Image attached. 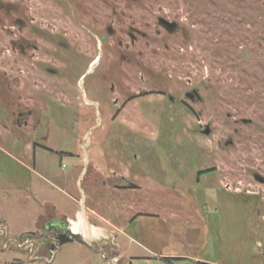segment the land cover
<instances>
[{
	"label": "rangeland",
	"instance_id": "1",
	"mask_svg": "<svg viewBox=\"0 0 264 264\" xmlns=\"http://www.w3.org/2000/svg\"><path fill=\"white\" fill-rule=\"evenodd\" d=\"M261 177L264 0H0V264H264ZM74 208L108 256L26 243Z\"/></svg>",
	"mask_w": 264,
	"mask_h": 264
},
{
	"label": "flooded vegetation",
	"instance_id": "2",
	"mask_svg": "<svg viewBox=\"0 0 264 264\" xmlns=\"http://www.w3.org/2000/svg\"><path fill=\"white\" fill-rule=\"evenodd\" d=\"M160 25L162 24V26L165 28L166 31H170V27H169V24L165 23V22H161V20L159 21ZM25 23H21V30H24L25 28ZM176 29L178 28V24L175 26ZM108 32L113 34L114 31L109 28L108 29ZM42 35V34H40ZM45 35H43L42 37H44ZM131 36V40H132V43H134L136 41V38L134 35L130 34ZM51 36H48V39L51 40V42L55 43L56 42L54 41V39L51 37ZM122 43H120L121 45ZM30 46V44L28 42H23L21 44V48H20V53L23 57H25L26 53H27V49L28 47ZM60 48L62 49H65L64 47H62V45H58ZM39 49V46H34L32 48V50H34V52H36L37 50ZM73 58V57H72ZM37 59H39V57H37ZM71 61V59H70ZM69 61V62H70ZM41 64V63H39ZM44 72L52 75V76H60L58 74V71L56 69H53L51 66H45L44 69H42ZM24 73V72H22ZM104 78H106V75L104 76ZM22 80V79H21ZM21 83L23 84V80L21 82H19V84L21 85ZM83 84V83H82ZM118 88V85L115 83V82H111L110 83V92H114L116 89ZM22 90L24 89V86L22 85ZM186 96H188L189 98L191 99H194V94L190 93V92H187L186 93ZM169 97V100L170 102L172 103H182V104H185L184 102L180 100H176L175 98L173 97ZM118 103V100L117 99H114L113 100V104L116 105ZM118 114V113H117ZM27 124L26 122L23 123V125ZM200 133H204V130H199ZM48 218V217H47ZM69 221L68 220H57L55 219V217H49L48 219H46L44 221V223L42 224V226L40 227V232L38 234V239L34 240V241H30L29 239L26 240V243H32V249H36L39 253H43V252H48L49 253V257L51 259H54L57 254L60 252V249H61V246L63 244H61V237H66L68 238L67 235H63V233L65 232L66 228L69 226ZM81 228V229H79ZM77 231L76 232H79L81 230L83 231H91L93 232L94 234H97L98 235V230L96 229V227H93V228H90V226H88L87 224L85 225H82V226H78L76 227ZM74 240H71L69 242H72ZM24 242V241H23ZM67 242V243H69ZM65 244V243H64ZM104 255L105 257L108 256L109 254H107V252L104 251ZM43 258V255H39V257H37L36 259L40 260Z\"/></svg>",
	"mask_w": 264,
	"mask_h": 264
},
{
	"label": "crops",
	"instance_id": "3",
	"mask_svg": "<svg viewBox=\"0 0 264 264\" xmlns=\"http://www.w3.org/2000/svg\"><path fill=\"white\" fill-rule=\"evenodd\" d=\"M63 191V190H62ZM64 192V191H63ZM65 193V192H64ZM71 199L73 200V201H75L76 202V204H80V199H78V198H72L71 197ZM45 201V200H44ZM84 201L85 202H87V194H85V196H84ZM45 204H51L47 199H46V201H45ZM90 210V212L91 213H93V214H95L96 215V217H97V219H98V221H100V223H102V226H103V228L102 229H104L105 227H107L106 225H104L103 223L104 222H106L108 225H110V226H112L114 229H113V233H114V235L112 236V238L114 239V241L116 240V241H119V237H120V234L117 232V227L115 226V224H114V222L112 221V220H109L108 218H106L105 217V215H103V214H97V209H96V207H94V209H89ZM61 211V213L58 215V217H55V219H57V220H63V219H65V220H68L69 221V224L71 225L72 223L71 222H73L74 221V219H76L77 218V215H78V211L76 210V208H74V211L72 212V213H68V212H66V211H64V210H60ZM82 215H83V217H84V219H85V221L87 222V223H91V216H90V213L88 212V209L86 210V209H84V210H82ZM120 232V231H119ZM125 234V233H124ZM86 239H88L87 237H86ZM72 242H77L76 240H74V241H72ZM77 243H79V242H77ZM90 243V242H89ZM91 244V243H90ZM119 244V245H118ZM118 244L116 243V246H120V243L118 242ZM81 245H84V246H87L88 248H90V249H93V250H95V251H97V252H102V254L104 255L105 253H104V251H105V246L104 245H102V244H97V245H92L91 244V246H88V245H85V244H81ZM61 250V249H60ZM119 250H120V247H119ZM106 252V251H105ZM153 256H156L155 258H159V259H161V257H165V256H163V255H159V254H156V253H153ZM179 257V256H178ZM180 258H188V257H180ZM180 260V259H179ZM189 260L193 263V262H197V260L196 259H190L189 258ZM176 261H178V260H175V261H173V263H175ZM129 263H131V262H129Z\"/></svg>",
	"mask_w": 264,
	"mask_h": 264
},
{
	"label": "water",
	"instance_id": "4",
	"mask_svg": "<svg viewBox=\"0 0 264 264\" xmlns=\"http://www.w3.org/2000/svg\"><path fill=\"white\" fill-rule=\"evenodd\" d=\"M161 22H165L167 24H169V27H170V31L173 32L175 29H176V23L175 22H170L166 19H162ZM210 133V127L207 126L206 127V130H204V134H209ZM259 180L261 182H264V178H259ZM63 235H67L69 239L71 240H76L77 242L81 243V244H85V245H88V246H91V244L89 243V241L84 237L82 236L81 233L79 232H75L73 229H72V224L69 225L65 232L63 233Z\"/></svg>",
	"mask_w": 264,
	"mask_h": 264
},
{
	"label": "trees",
	"instance_id": "5",
	"mask_svg": "<svg viewBox=\"0 0 264 264\" xmlns=\"http://www.w3.org/2000/svg\"><path fill=\"white\" fill-rule=\"evenodd\" d=\"M139 215H149V216H157V215H152V214H144V213H137L136 216H134L130 221H133L134 219H136ZM23 236H27L26 234H23ZM35 236H37V234H34L33 236L30 235V237L34 238ZM71 241V239L66 238V237H61V244L67 243ZM162 260H164L166 263L168 264H174L173 261L174 260H178L181 259L180 257H161ZM131 264V263H129ZM196 264H204L201 261L196 262Z\"/></svg>",
	"mask_w": 264,
	"mask_h": 264
},
{
	"label": "built area",
	"instance_id": "6",
	"mask_svg": "<svg viewBox=\"0 0 264 264\" xmlns=\"http://www.w3.org/2000/svg\"><path fill=\"white\" fill-rule=\"evenodd\" d=\"M113 261H114V262H117V259H116V258H114V259H113Z\"/></svg>",
	"mask_w": 264,
	"mask_h": 264
}]
</instances>
